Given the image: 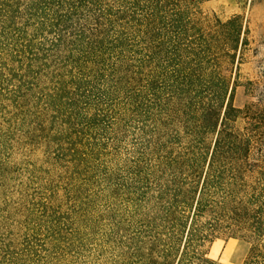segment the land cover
Instances as JSON below:
<instances>
[{
	"label": "trees",
	"instance_id": "obj_1",
	"mask_svg": "<svg viewBox=\"0 0 264 264\" xmlns=\"http://www.w3.org/2000/svg\"><path fill=\"white\" fill-rule=\"evenodd\" d=\"M202 1L0 0V38L51 70L47 106L67 129L146 124L141 264H222L204 250L219 236L264 264V85L234 105L249 28L203 19Z\"/></svg>",
	"mask_w": 264,
	"mask_h": 264
},
{
	"label": "rangeland",
	"instance_id": "obj_2",
	"mask_svg": "<svg viewBox=\"0 0 264 264\" xmlns=\"http://www.w3.org/2000/svg\"><path fill=\"white\" fill-rule=\"evenodd\" d=\"M197 10L206 20L240 14L247 23L233 100L243 107L255 99L246 82L264 85V0H205ZM14 48L0 38V264H141L135 237L148 206L136 166L146 124L114 126L109 117L104 130L67 129L47 106L51 70L29 67ZM204 250L243 264L249 244L219 236Z\"/></svg>",
	"mask_w": 264,
	"mask_h": 264
}]
</instances>
